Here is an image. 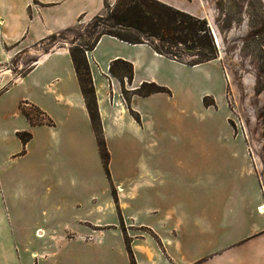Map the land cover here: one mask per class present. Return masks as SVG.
I'll list each match as a JSON object with an SVG mask.
<instances>
[{
    "label": "crops",
    "instance_id": "crops-1",
    "mask_svg": "<svg viewBox=\"0 0 264 264\" xmlns=\"http://www.w3.org/2000/svg\"><path fill=\"white\" fill-rule=\"evenodd\" d=\"M103 4L104 0H0V199L10 206L21 188L31 190L52 182L60 186L64 176L91 178L93 174L88 170L97 167L102 182L107 183L97 189L92 184L83 185L82 201L69 213L78 242L83 245V251L76 253H88L98 247L104 255L99 264H130L119 228L124 226L135 264H264V243L259 249L254 248L255 240L234 247L230 244L232 233L242 232V223L248 226L257 220L263 226L262 217H246L247 209L262 205L240 204L232 213L230 209L228 213L222 212L221 205L216 212L215 206L209 217L205 214L202 222L192 223L185 207L191 202L189 194L176 209L178 188L171 185L160 191L156 157L152 154L157 144L153 139L156 101L162 98L168 103L171 96L139 97L132 93L143 83H153L174 95V86L185 84L180 72L204 64L187 67L157 54L147 44L131 45L106 35L98 39L91 51H85L102 134L110 154L109 177L106 176L70 59L72 47L42 50L47 39L68 31L80 17L99 14ZM61 6H67L64 14L49 15V8ZM30 52L35 55L34 62L22 74H13L9 68L12 60L20 53L25 56ZM116 61L132 66L131 84L124 81L128 104L120 98L119 79L109 71ZM22 106L36 108L53 125H31L20 111ZM37 119L40 123L42 116ZM23 132L31 135L26 145L17 137V133ZM74 186L79 189L76 183ZM195 191L206 194L210 190L201 187ZM77 210L81 214H76ZM223 213L234 219L226 220ZM96 230L101 241L85 243L84 238L90 233L94 235ZM196 230L210 242H216L225 231L223 248L193 253L191 233ZM50 236H56L54 230ZM240 253L245 256H239Z\"/></svg>",
    "mask_w": 264,
    "mask_h": 264
},
{
    "label": "rangeland",
    "instance_id": "rangeland-1",
    "mask_svg": "<svg viewBox=\"0 0 264 264\" xmlns=\"http://www.w3.org/2000/svg\"><path fill=\"white\" fill-rule=\"evenodd\" d=\"M163 2L205 19L218 59L199 68H184L180 75L185 84L174 86L175 94L170 91L168 95L171 101L165 103L157 98L153 138L157 144L152 154L156 157L160 191L171 185L178 188L176 209L189 194L191 202L185 207L192 223L202 222L205 214L209 217L215 206L216 212L221 205L225 213L229 209L232 213L240 204L255 202L263 206L264 0ZM114 3L115 0H104L99 14L80 17L68 31L47 39L42 50L89 47L99 34L111 28L108 15ZM66 7L49 8L48 13L58 17L65 13ZM34 56L33 52L16 55L9 66L11 72L16 76L25 72L34 62ZM26 109L35 116L32 109ZM88 172L93 174L91 178L64 176L60 186L52 182L33 186L31 190L21 188L10 206L0 199V264H99L101 257L104 259L102 248L81 253L83 245L78 242L77 229L69 217L72 207L82 201L83 185L92 184L97 189L107 183L99 177V168ZM201 187L210 191L206 194L195 191ZM259 213L258 207L247 209L246 217L257 215L264 220V212ZM76 214H81V210ZM225 218L232 220L234 216ZM241 225L242 232L231 235V246L255 240L254 248H261L264 224L261 227L254 220L248 226ZM119 228L124 234V244L129 246L125 227ZM53 230L54 237L50 236ZM191 234L195 254L222 249L226 241L225 231L216 242L203 239L198 230ZM99 237L96 230L84 241L98 244Z\"/></svg>",
    "mask_w": 264,
    "mask_h": 264
},
{
    "label": "trees",
    "instance_id": "trees-1",
    "mask_svg": "<svg viewBox=\"0 0 264 264\" xmlns=\"http://www.w3.org/2000/svg\"><path fill=\"white\" fill-rule=\"evenodd\" d=\"M108 20L111 28L99 34L89 47L80 45L77 49L74 47L69 51L91 128L95 135L102 168L107 177H109L110 154L102 134L94 86L85 51H91L98 39L106 35L131 45L147 44L157 54L187 67L199 66L218 59V51L214 46L205 19L193 16L159 0H115ZM109 71L111 75L119 79L121 94L128 104L129 96L125 90L124 81L131 84L132 66L123 61H116L110 66ZM132 94L148 97L153 94L170 95V91L153 83H143ZM205 98H203V102ZM29 109L34 111V117L23 106L20 111L31 125L36 123L53 125L36 108L29 107ZM40 116H42V120L39 123L37 118ZM136 120L138 119L136 118ZM17 137L22 145H26L31 139V135L24 132L17 133ZM126 248L130 264H135L129 246L126 245Z\"/></svg>",
    "mask_w": 264,
    "mask_h": 264
},
{
    "label": "bare ground",
    "instance_id": "bare-ground-1",
    "mask_svg": "<svg viewBox=\"0 0 264 264\" xmlns=\"http://www.w3.org/2000/svg\"><path fill=\"white\" fill-rule=\"evenodd\" d=\"M258 210H259V212H260L261 214H263V212H264V205L258 207ZM38 235L41 236V233H39Z\"/></svg>",
    "mask_w": 264,
    "mask_h": 264
},
{
    "label": "built area",
    "instance_id": "built-area-1",
    "mask_svg": "<svg viewBox=\"0 0 264 264\" xmlns=\"http://www.w3.org/2000/svg\"><path fill=\"white\" fill-rule=\"evenodd\" d=\"M120 98H121L122 100H124V98H123V96H122V95H120Z\"/></svg>",
    "mask_w": 264,
    "mask_h": 264
}]
</instances>
